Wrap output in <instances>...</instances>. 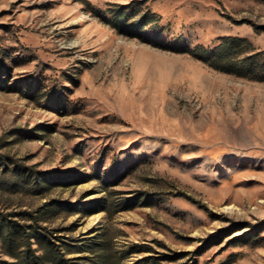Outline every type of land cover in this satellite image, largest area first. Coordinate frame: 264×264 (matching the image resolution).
<instances>
[{"label": "rangeland", "instance_id": "rangeland-1", "mask_svg": "<svg viewBox=\"0 0 264 264\" xmlns=\"http://www.w3.org/2000/svg\"><path fill=\"white\" fill-rule=\"evenodd\" d=\"M0 156L68 258L264 264V0H0Z\"/></svg>", "mask_w": 264, "mask_h": 264}, {"label": "trees", "instance_id": "trees-1", "mask_svg": "<svg viewBox=\"0 0 264 264\" xmlns=\"http://www.w3.org/2000/svg\"><path fill=\"white\" fill-rule=\"evenodd\" d=\"M241 42L251 46L246 39L224 37L221 43L212 50L197 46L189 53L220 70L243 75L247 72H238L235 68L238 61L230 53L234 45ZM249 59L250 56L244 57L241 62H246ZM223 61L230 65L233 64L234 68L222 66ZM1 162L2 158H0ZM0 238L6 253L12 258L7 260L0 257V264H103L101 259L96 260L87 255V253H93L94 250L83 238L77 240L80 241L78 244L66 243L71 247V250H68L69 253L81 254L68 258V253H65L49 235L43 232V228L38 225V222H20L14 220L9 214L1 212ZM35 244L38 245V248L33 247ZM148 259V257L142 258L133 264H144ZM155 260L156 262L153 264H160V258H155Z\"/></svg>", "mask_w": 264, "mask_h": 264}]
</instances>
